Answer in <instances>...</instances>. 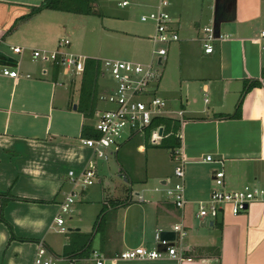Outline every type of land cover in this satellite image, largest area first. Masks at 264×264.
Returning a JSON list of instances; mask_svg holds the SVG:
<instances>
[{"label":"crops","instance_id":"obj_1","mask_svg":"<svg viewBox=\"0 0 264 264\" xmlns=\"http://www.w3.org/2000/svg\"><path fill=\"white\" fill-rule=\"evenodd\" d=\"M43 1L0 0V30L4 31L0 34V193L14 196L4 204L0 196V207L15 235L29 239L11 240L9 226L0 219V253L7 245L4 254L12 249V264L20 253L19 264H32L37 244L43 241L55 255H68L65 248L71 243V232L80 231L92 233L89 255L94 250L102 252L105 264H264V202H254L238 215L226 207L213 224L197 217V201L210 196L216 169H224L228 189L247 184L264 186V53L257 40L264 27V0H203V4L200 0H173L169 7L180 40L169 45L164 61L163 71L172 79L166 82L164 100L173 117L180 110L184 112L178 153L186 161L189 203L183 210L165 191L178 163L170 149L174 168L155 176L160 183L155 192L130 188L117 194L92 190V185L83 188L72 184L69 170L78 173L91 168L93 162L98 168L93 149L81 141L85 137L83 126L86 122L94 124L95 118L87 120L78 109L81 76L63 82L59 75L55 80L51 65L32 55L34 49L58 48L64 38L59 37L61 29L71 28V18L66 15L72 12L41 9L28 14ZM123 1H128L125 6L130 4ZM133 1L148 6L141 0ZM210 26L227 37L214 40V51L206 53L204 30ZM17 46L23 50L15 52L13 47ZM5 67L17 70L18 77L4 75ZM246 81L261 84L244 96L242 116L217 117L235 112ZM111 85V80L101 76L98 102ZM175 103L176 108L180 106L178 110ZM147 143L152 151L162 150L148 139ZM147 143L138 144V150L148 154ZM126 147L124 143L111 149L112 155L105 160L118 157ZM208 155L215 161H206ZM120 164L118 171L130 182L123 172L124 164ZM73 189L80 192L85 203L76 207L80 217L74 226L65 220L69 231L62 234L54 218ZM96 214L90 230L85 220L93 222ZM98 218L101 221L96 227ZM180 222L188 230L183 244H176L180 257L161 251L164 254L156 259L111 260L129 248L158 249L157 230H172ZM59 235H65L66 240L59 241ZM80 245L75 238L69 255L89 256L78 255ZM82 264L96 263L87 260Z\"/></svg>","mask_w":264,"mask_h":264},{"label":"built area","instance_id":"obj_2","mask_svg":"<svg viewBox=\"0 0 264 264\" xmlns=\"http://www.w3.org/2000/svg\"><path fill=\"white\" fill-rule=\"evenodd\" d=\"M153 8L140 16V21L151 23L154 33L150 37L152 44L151 54L148 61H134L128 59L107 58L101 61L102 76H108L112 85L107 92L108 102L111 108L104 111H97L93 124L96 136L83 137L82 143L93 149L94 154L99 158L107 159L112 155L111 146L119 148L128 139L134 136H141L148 139L153 144H160L165 135L164 125H153L158 117H167L179 120L182 124L184 112H176L177 116L170 115L171 111L167 108L164 98L157 95V89L162 77L164 61L168 55V47L171 43L180 40V34L174 26V17L169 10L173 0H153ZM128 1H123L120 5H127ZM204 37V47L206 53L214 51L213 41L224 39L222 33L217 34L215 28L206 27ZM258 42L262 53H264V27L260 30ZM71 44L68 37L60 40L58 48L55 50L34 49L32 55L35 59L50 64L52 68H60L62 78L71 79L81 76L86 67L87 57L66 51L64 48ZM15 52H21L22 47H13ZM4 75L18 77L17 70L3 68ZM63 79V82L65 80ZM61 81V83L63 84ZM103 94L100 95V99ZM170 112V113H169ZM162 130V132H161ZM149 131V135H147ZM181 137L180 132L177 133ZM178 148L174 151V158L178 162L174 169L173 178L166 182V194L174 205L183 210L189 200L186 197L185 186V159L178 153ZM208 162L215 160L211 155L205 159ZM222 163V161H219ZM214 188L210 196L206 199L197 201V217L206 222H215L220 218L226 207H229L232 214L238 215L247 211L254 202H264V186L247 184L240 189H228L225 187L226 175L223 168L216 169L213 173ZM70 181L74 185L88 188L95 183L97 171L94 168H84L80 172L69 170ZM78 192L74 189L66 195L60 204V212L55 216L54 222L59 233L65 234L69 229L65 226V213L73 211L72 206L76 203ZM176 231L174 241L162 237L163 229H158L155 234L157 244L167 245L174 242L167 249V253L172 257H180L177 245H182L188 230L180 222L173 228ZM164 253L154 248L149 249L144 246L123 250L120 254L112 257L111 260L119 259H156ZM93 260L96 264H105V255L94 250L87 257L74 255H55L43 241L38 242L36 254L32 264H82V261Z\"/></svg>","mask_w":264,"mask_h":264},{"label":"rangeland","instance_id":"obj_3","mask_svg":"<svg viewBox=\"0 0 264 264\" xmlns=\"http://www.w3.org/2000/svg\"><path fill=\"white\" fill-rule=\"evenodd\" d=\"M122 1L123 0H97L99 14L85 15L74 12L67 14L66 16L71 18V28L69 27L67 31L62 28V33L59 37L67 36L71 44L69 47L64 48V50L80 55L97 57V59L101 60L114 58L141 61L146 58V61H148L152 46L149 40V37L153 34L152 24L140 23V16L143 12L151 10L155 2L153 0H141V2L147 3L148 5L141 7L140 5L134 4L135 2L133 0H129L130 4L128 6H119L118 3ZM200 1L203 4V0ZM19 25L20 22L16 28L14 27L15 30H17ZM3 33L4 31L0 30V34ZM10 34H12V32ZM46 66L49 67V65ZM164 67L165 64L163 65V70ZM163 70V79L161 77L162 81L158 86L157 95L162 98H167V94H165L166 82H171L172 79L168 72ZM105 78L109 79L108 76ZM60 79L63 80L67 78H62L61 76ZM79 82L80 81L77 80V83ZM199 99H197V103L201 105L202 101H199ZM176 106L177 103L174 104V107L178 110L180 106L178 105V108H176ZM111 107L107 99V92H104L103 98L99 99L98 110L104 111ZM94 118L97 117L95 116ZM125 143H127L126 151L122 152L118 157H111L108 161L98 157V168H96L93 162L90 167L96 169L98 174L95 183L90 188L98 192L102 190L108 192L117 191V194H119V191L124 192L130 188H132L134 192H140L141 189H145L148 192H155V189L160 187V183L155 179V176L165 172L167 173L168 170L174 168L170 150L162 148V150L152 151L150 148L153 147H149L148 154L142 153L138 150L137 146L138 144H146L147 139L139 135L128 139ZM110 149H115V146H111ZM109 163L110 165L108 166ZM120 163L124 164L123 172L127 174L130 182L126 180L125 175L122 176L121 172L118 171V168H120L119 165H121ZM78 194L79 196L76 197V203L72 206L73 212L63 214L67 225L74 226L79 220L80 216L75 212L76 207L85 202H81L80 192H78ZM98 213L99 212H97V214ZM97 214L93 222L92 220H85V227H90V230L92 229ZM67 227L69 228V226ZM56 237L59 238L61 242L66 240L65 235ZM6 248L7 245L4 247L3 252L1 250L0 264H12L13 262L12 249L10 248V252L8 251L4 254ZM20 254L19 260L15 259L16 264L20 262Z\"/></svg>","mask_w":264,"mask_h":264},{"label":"trees","instance_id":"obj_4","mask_svg":"<svg viewBox=\"0 0 264 264\" xmlns=\"http://www.w3.org/2000/svg\"><path fill=\"white\" fill-rule=\"evenodd\" d=\"M97 0H44L39 7H34L32 11L28 14L36 13L41 9H51L57 11H64V12H74L79 14H99V9L96 6ZM60 75V68L58 66H54L52 76L55 80L58 79ZM101 77V61L95 58H89L86 61V67L81 75V88H80V98L78 102V109L84 114V116L89 119H94L96 111H97V103L99 97V79ZM261 83L260 81H252V82H245V86L242 90L241 96L237 102L236 110L233 114H216L217 117H225V118H240L242 116V107H243V99L246 93L252 89L253 87L259 86ZM153 125H164L165 137H163L160 144L156 145V147L163 148V149H170L171 152L174 153L175 149L180 146V138L178 137L177 133L180 129V122L179 120L167 118V117H158L154 120ZM83 136L85 137H92L96 136L97 132L94 129L93 124H89L88 122L85 123L83 126ZM147 135H149V131H147ZM148 144V143H147ZM151 145H147L150 147ZM2 197V204L5 201L14 199V196L7 193H0ZM4 196V199H3ZM103 213V211H102ZM101 216V215H100ZM99 216V217H100ZM101 218V217H100ZM100 218L97 219L95 226L99 225L101 221ZM0 219L7 223L11 231V239L12 240H21V241H29L27 238H20L15 235L12 226L10 223L3 217L2 207H0ZM71 243L68 247L65 248V253L70 254L73 252L71 246L76 241L79 242L81 245L78 248L80 250V256H87L89 255V245L88 241L92 233L86 234L81 233L80 231H72ZM75 236V237H74Z\"/></svg>","mask_w":264,"mask_h":264},{"label":"water","instance_id":"obj_5","mask_svg":"<svg viewBox=\"0 0 264 264\" xmlns=\"http://www.w3.org/2000/svg\"><path fill=\"white\" fill-rule=\"evenodd\" d=\"M76 107H77V105L75 104V105H74V108H76ZM161 132H162V130H161ZM205 224H206V223L203 222V225H205ZM211 224H213L212 221H211ZM162 237L165 238V239H167V240L174 241L175 238H176V231H174L173 229H172V230H163V231H162ZM173 244H174V242H171V243H169V244H167V245L159 244V245H158V250H160V251H167L168 247H169L170 245H173Z\"/></svg>","mask_w":264,"mask_h":264}]
</instances>
